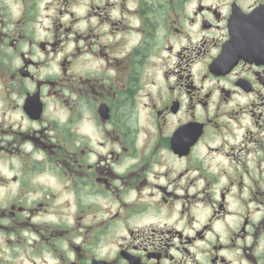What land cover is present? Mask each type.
I'll return each instance as SVG.
<instances>
[{
  "label": "flooded vegetation",
  "instance_id": "flooded-vegetation-1",
  "mask_svg": "<svg viewBox=\"0 0 264 264\" xmlns=\"http://www.w3.org/2000/svg\"><path fill=\"white\" fill-rule=\"evenodd\" d=\"M0 264H264V0H0Z\"/></svg>",
  "mask_w": 264,
  "mask_h": 264
}]
</instances>
